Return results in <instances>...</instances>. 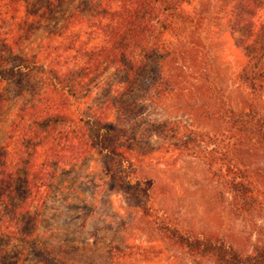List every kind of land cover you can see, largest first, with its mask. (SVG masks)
<instances>
[{
  "label": "trees",
  "instance_id": "16d2710c",
  "mask_svg": "<svg viewBox=\"0 0 264 264\" xmlns=\"http://www.w3.org/2000/svg\"><path fill=\"white\" fill-rule=\"evenodd\" d=\"M61 1L0 0V112L6 86L21 100L0 146V264H25L29 252L46 264H68L36 240L42 209L61 170L93 153L125 186L149 237L178 250L181 264H264V219L243 253L221 237L183 231L153 208L155 183L134 177L129 154L141 147L125 126L142 115L144 96L168 88L164 77L182 84L173 66L189 60L195 42L228 34L243 59L236 80L259 106L224 110L228 129L208 135L215 144L204 159L241 209L261 207L248 164L232 159L229 147L236 139L264 148V0H208L219 7L216 29L190 0H81L36 52L23 53ZM206 68L194 78L216 79ZM138 250L117 248L111 259L131 264Z\"/></svg>",
  "mask_w": 264,
  "mask_h": 264
},
{
  "label": "rangeland",
  "instance_id": "374dc122",
  "mask_svg": "<svg viewBox=\"0 0 264 264\" xmlns=\"http://www.w3.org/2000/svg\"><path fill=\"white\" fill-rule=\"evenodd\" d=\"M80 1L62 0L24 43L23 53L36 52L46 41L47 32L60 28ZM190 4L217 28L214 17H218V6L208 0H190ZM210 29L213 36L214 30ZM194 44L189 60H179L173 66L172 73L182 84L164 77L168 88L161 86L144 96L142 115L125 124L129 141H137L141 147L139 153L129 152L136 170L134 177L153 180L152 207L159 208L175 226L202 236L221 237L246 253L259 238L256 227L264 219V148L251 142L241 145L236 139L229 147L232 159L248 164L257 189L255 195L261 199V207L257 205L249 212L226 193L222 180L213 175L214 169L207 166L204 158L210 157L208 153L215 144L208 135H220L228 129L221 113L228 108L236 112L257 110L259 102L245 93L236 80L243 59L228 34ZM185 65L189 67L184 69ZM204 67L216 79L209 83L203 78L195 79V72ZM4 93L0 146L21 103L11 86H6ZM142 152L149 157L142 156ZM140 213L125 186L109 176L100 156L93 153L58 174L42 209L36 240L53 257L68 264H121L111 259L117 248L143 251L131 264H181L178 250L160 243L158 237H149L140 224ZM155 240L158 242H151ZM186 263L189 264L184 260ZM25 264L46 262L29 252Z\"/></svg>",
  "mask_w": 264,
  "mask_h": 264
}]
</instances>
